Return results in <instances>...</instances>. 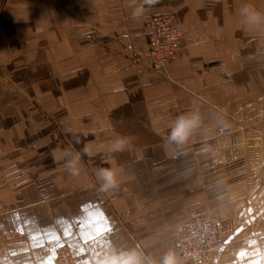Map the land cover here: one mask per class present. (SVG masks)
I'll list each match as a JSON object with an SVG mask.
<instances>
[{"label":"crops","instance_id":"obj_1","mask_svg":"<svg viewBox=\"0 0 264 264\" xmlns=\"http://www.w3.org/2000/svg\"><path fill=\"white\" fill-rule=\"evenodd\" d=\"M245 6L264 15V0H0V264H55L60 244L81 264H192L177 242L208 211L237 226L215 264H264V166L248 167L264 165V24ZM162 14L185 39L157 70L147 24ZM193 111L198 128L169 143Z\"/></svg>","mask_w":264,"mask_h":264},{"label":"built area","instance_id":"obj_2","mask_svg":"<svg viewBox=\"0 0 264 264\" xmlns=\"http://www.w3.org/2000/svg\"><path fill=\"white\" fill-rule=\"evenodd\" d=\"M148 39L153 66L166 69L177 59L185 39L173 14L152 17L148 24ZM237 226L232 220L221 221L211 214H200L190 219L177 245L180 255L192 264H215L218 253L228 239L236 234ZM55 264H81L67 245L59 247Z\"/></svg>","mask_w":264,"mask_h":264},{"label":"clouds","instance_id":"obj_3","mask_svg":"<svg viewBox=\"0 0 264 264\" xmlns=\"http://www.w3.org/2000/svg\"><path fill=\"white\" fill-rule=\"evenodd\" d=\"M158 0H145L148 5H154ZM142 11L137 9L133 16L136 17ZM241 15L245 18V23L249 27L259 26L264 24V15L256 12L250 6H245L241 10ZM201 118L198 112L193 111L189 114L180 116L175 125L171 128L168 134L167 141L181 145L185 143L193 132L198 128ZM126 140L124 138L115 141L113 148L116 151L122 150L125 146ZM78 159V157H77ZM99 179L103 181L102 189H108L116 186V175L112 170L101 168L99 170ZM104 264H145L142 254L135 250L113 252L104 261ZM161 264H181L179 258L173 253H168L162 259Z\"/></svg>","mask_w":264,"mask_h":264},{"label":"rangeland","instance_id":"obj_4","mask_svg":"<svg viewBox=\"0 0 264 264\" xmlns=\"http://www.w3.org/2000/svg\"><path fill=\"white\" fill-rule=\"evenodd\" d=\"M1 33H2V29H0V39H1ZM22 44H20L19 45V47L21 46ZM247 150V149H246ZM264 151V149H254V151L252 152L253 154H255V151ZM248 155H252L250 152H249V154ZM264 156V155H263ZM225 166V169L227 170V168H228V170H229V174H231L232 173V170H233V168H234V166L233 165H231V164H225L224 165ZM246 164H242V168H241V170L242 171H245L246 170ZM255 166H256V171H260L262 168H263V164H257V165H254V167H253V165L252 164H249L248 165V167H252L253 169L255 168ZM194 167H196L197 168V170H198V172H197V174L199 173V164H194ZM213 167L215 168V166L213 165ZM202 172V171H201ZM203 172H206V171H203ZM230 176H232V175H230ZM225 179H226V177H225ZM200 180V176H198L197 178H196V182L197 181H199ZM213 180H217V177H214V176H212V180H210V181H213ZM232 181V177H231V179H229V180H225V184H226V186L227 185H229V183ZM226 205H227V203H226ZM245 207H248L249 205H247V204H245L244 205ZM200 214H211V215H214L217 219H219V220H230V219H228V218H230V217H227V214L226 213H222L220 216H218L217 215V213L216 212H211V211H208V212H204V213H200Z\"/></svg>","mask_w":264,"mask_h":264},{"label":"snow or ice","instance_id":"obj_5","mask_svg":"<svg viewBox=\"0 0 264 264\" xmlns=\"http://www.w3.org/2000/svg\"><path fill=\"white\" fill-rule=\"evenodd\" d=\"M17 219H19V216H17ZM25 223H28V221L26 220ZM20 232H21V235H23V231L21 229H18ZM111 234V229L110 228H107V226H105V228L101 231H99L97 233V236L104 240L105 244L109 243V240H108V237L110 236ZM93 242H95V238H93ZM87 243V241H86ZM59 247H63L62 244L58 245ZM241 255H244V253H241Z\"/></svg>","mask_w":264,"mask_h":264}]
</instances>
